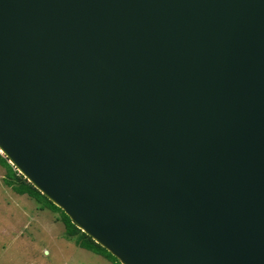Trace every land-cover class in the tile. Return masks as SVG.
<instances>
[{"label":"water","instance_id":"obj_1","mask_svg":"<svg viewBox=\"0 0 264 264\" xmlns=\"http://www.w3.org/2000/svg\"><path fill=\"white\" fill-rule=\"evenodd\" d=\"M0 151L120 264H264V0H0Z\"/></svg>","mask_w":264,"mask_h":264},{"label":"rangeland","instance_id":"obj_2","mask_svg":"<svg viewBox=\"0 0 264 264\" xmlns=\"http://www.w3.org/2000/svg\"><path fill=\"white\" fill-rule=\"evenodd\" d=\"M5 177L0 167V264H112L68 240L62 224L53 221L60 216L15 194Z\"/></svg>","mask_w":264,"mask_h":264},{"label":"trees","instance_id":"obj_3","mask_svg":"<svg viewBox=\"0 0 264 264\" xmlns=\"http://www.w3.org/2000/svg\"><path fill=\"white\" fill-rule=\"evenodd\" d=\"M0 167L5 170L4 184L7 188H10L15 194L34 200L39 206V210L49 211L52 215H59L60 219H54L53 221L60 222L64 228L65 237L73 241L74 244L80 249L89 251L95 255L102 256L112 264H120L113 256H111L106 250L94 243L88 236L83 234L74 225L71 224L69 218L57 207H55L50 201H48L43 195H41L30 183L27 182L15 169L8 163L0 154Z\"/></svg>","mask_w":264,"mask_h":264},{"label":"bare ground","instance_id":"obj_4","mask_svg":"<svg viewBox=\"0 0 264 264\" xmlns=\"http://www.w3.org/2000/svg\"><path fill=\"white\" fill-rule=\"evenodd\" d=\"M0 153H1V151H0Z\"/></svg>","mask_w":264,"mask_h":264}]
</instances>
